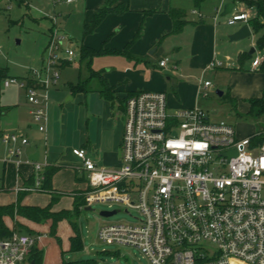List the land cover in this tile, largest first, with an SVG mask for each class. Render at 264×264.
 <instances>
[{
    "label": "built area",
    "instance_id": "1",
    "mask_svg": "<svg viewBox=\"0 0 264 264\" xmlns=\"http://www.w3.org/2000/svg\"><path fill=\"white\" fill-rule=\"evenodd\" d=\"M248 18V13L235 12L227 24ZM52 47L44 69L35 71L37 78L3 82L26 90L41 132L47 128L48 88L59 79ZM65 53L60 61L72 62L75 52ZM263 61L254 59L253 68ZM159 65L167 69V59ZM211 86L206 81L203 89ZM122 108L119 167L97 166L85 149L73 150L87 173V205L115 202L141 216L136 222L102 225L98 238L138 248L150 264H264V140L255 141L264 133L239 138L233 125L210 120L202 109L170 111L164 92L132 93ZM3 142L10 145L9 160L19 165L17 143L26 145L28 139L13 133ZM231 151L237 154L226 156ZM33 164L34 183L19 192L41 191L45 175L40 164ZM33 245L28 234L13 232L0 239V264L25 262Z\"/></svg>",
    "mask_w": 264,
    "mask_h": 264
},
{
    "label": "crops",
    "instance_id": "2",
    "mask_svg": "<svg viewBox=\"0 0 264 264\" xmlns=\"http://www.w3.org/2000/svg\"><path fill=\"white\" fill-rule=\"evenodd\" d=\"M120 1L127 3L130 10L120 15L111 14L110 16H125L127 14L133 16L129 14L135 13L136 17H132L130 23L134 28L133 35H135L138 26L143 22L140 37L132 47L123 53L125 57L116 71L112 72L108 69L105 75H101L92 69L96 75L100 76L99 78L93 76L91 70L87 67L89 71L87 75L79 78L77 83L70 87L71 89L59 90L54 87L50 90L45 132L38 129V124L32 117V106L28 102L26 90L15 84L5 86L3 82L10 76L0 71V164L4 168L3 174L0 176V194L11 191L15 196V200L13 197V202H10V204L16 203L19 196L18 189L28 186L27 183L32 180L35 173L33 162H37L42 166V173L47 168H58L50 183L54 194L49 192H26L22 196V205L44 208L51 203L53 198H56L57 201L52 205V212L73 211L76 193L86 191L88 187L87 173L82 168V161L74 155L73 150L85 149L87 157L94 161L97 166L119 167L121 165L120 145L124 129L122 104L130 94L141 91L164 92L167 94L170 110L191 108L193 105H197V96L204 92L207 93L210 88L204 90L201 82L200 86L186 83L187 80L185 79L192 76L188 70L217 69L222 66L220 61H215L217 57H231V54L227 53L230 48L228 47L226 35L236 31V28H232L235 24L227 25L226 28L218 26V16L216 20L215 16L212 22V20L204 19L194 9L192 14L199 15V20L186 19L187 23L182 30L178 33H172L173 22L168 10L183 7L181 4H176L175 0ZM232 2L235 1L232 0ZM236 10L235 8L232 13H248V20L255 14V11L245 4L238 11ZM146 11L153 12L145 15ZM231 14L228 15L229 18ZM248 20L243 24L248 23ZM249 26L252 30L250 24ZM184 34H187L188 37H182ZM167 38H171L169 40H171L173 48L178 50L176 54L177 62L175 63L177 69L173 72L181 77L177 81L175 91H171L173 94L168 90L170 88L169 80L173 78V74L170 77L166 75L165 79L160 71L163 70L164 73L168 68L160 67L159 63L157 67L151 65V61L148 59L160 50L161 44ZM183 49H186L184 54L182 53ZM239 54V62L241 63L246 53L240 51ZM252 54L248 53L249 56ZM240 56H242L241 60ZM72 62L62 61L61 66H71ZM213 62L221 65L210 67ZM253 69L256 71L258 68ZM258 72L264 73L260 70ZM18 79L27 82L32 80L23 77ZM78 84L82 85L81 88H74ZM170 95L171 97H169ZM263 95L264 92L256 98ZM174 96L178 98L177 101H175ZM13 133L21 134L28 139L26 145L20 142L17 143V146L21 149V163L19 165L13 159L9 160L8 149L10 145L3 142V138ZM253 135L256 134L249 136ZM35 156L37 161L32 160ZM62 199L65 203H68L69 208L57 210L55 206H60L63 203ZM83 207L85 210H89L88 208L91 206L85 204L80 207V210ZM4 220L11 230L14 228V223H18L17 230L19 229L20 233H27L33 237L34 248L42 253V264H63L66 260L62 250L58 249L59 247L56 245L58 242L57 228L55 235L51 233L52 220L35 222L21 216H17L15 219L5 217ZM64 220L71 227V222L76 223L74 217L70 220ZM43 223H48L50 233L54 237L56 236V239L37 229L38 225ZM35 232H38V234H35ZM74 235L73 229V233L69 236L70 251L72 247L71 237ZM21 264H30V262L27 260Z\"/></svg>",
    "mask_w": 264,
    "mask_h": 264
},
{
    "label": "rangeland",
    "instance_id": "3",
    "mask_svg": "<svg viewBox=\"0 0 264 264\" xmlns=\"http://www.w3.org/2000/svg\"><path fill=\"white\" fill-rule=\"evenodd\" d=\"M106 1L0 0V71L14 78H37L35 71L39 73L46 66L51 45L53 46L52 55L56 56L59 79L57 85H51L48 88V94L54 87L59 90L71 89L70 87L75 85L79 78L87 75L88 60L81 61L80 57L82 45L95 51L102 50V53L94 56L89 64L94 71L101 75H105L108 69L112 72L116 71L125 57L123 56L125 46L134 37V28L130 22L136 14H129L133 16L109 15L99 27L86 35V24L94 19L96 10L103 7ZM175 1L176 4L183 6L181 9L186 11L187 20H199V15L192 14L195 9L204 19L212 20V22L214 17L218 16V26L228 27L229 16H220V14L225 3L232 0H202L199 5H195L193 0ZM235 5L238 11L244 3L235 0ZM242 25L243 21H239L232 28L238 30ZM263 34L264 28L258 31L252 29L250 37L235 42L229 41L230 34L226 35L230 48L227 53L231 54V57H217L215 61L222 63V66L217 69L188 70L192 76L185 79L190 85L200 86V82L204 84L206 81L212 85L207 90L206 96H203V93L197 96V105L191 108L202 109L210 120H224L233 124L239 138L264 133V115L251 113L249 107V99L259 97L264 92V73L258 72L259 68L255 71L251 66L254 59L264 57V50H260L257 45ZM186 36L187 34H184L182 37ZM169 39L167 38L161 44L162 51L160 48L148 59L151 65L156 67L160 59H167V70L170 68L169 71L173 74V78L169 80L168 90L173 94L171 91H175L177 81L181 77L173 72L177 69L175 63L178 50L173 48ZM251 48H254L255 52L249 56ZM67 49L75 52L74 62L71 66L62 67L60 60L65 58ZM185 50H182L183 54ZM240 51L246 53L241 63L239 62ZM160 72L166 79L163 70ZM217 91L223 94L219 95ZM174 99L177 101L178 98L174 96ZM3 171L4 168L0 164V176ZM13 197L15 200L11 191L0 194V204L9 205L13 202ZM61 201L63 203L60 206H55L57 210L69 208L64 199ZM113 210H120V212L110 217L100 215L102 211ZM140 217L136 209L131 208L126 211V207L119 203L95 202L91 205V210H85L83 207L74 217L83 241V249L77 252L69 250V236L73 233V228L65 220L57 226L56 234L59 244L57 242L56 245L62 250L66 260L91 258L97 260L99 264H150L138 248L106 243L97 235L102 225L136 222ZM37 229L56 239L55 234L50 233L48 223L39 224ZM16 232L19 234L21 231Z\"/></svg>",
    "mask_w": 264,
    "mask_h": 264
},
{
    "label": "trees",
    "instance_id": "4",
    "mask_svg": "<svg viewBox=\"0 0 264 264\" xmlns=\"http://www.w3.org/2000/svg\"><path fill=\"white\" fill-rule=\"evenodd\" d=\"M202 0H194L195 5H198ZM235 1V0H233ZM242 1L247 7L253 9L255 11L254 16L250 17L248 20V23L251 25V27L258 31L260 29L264 28V0H240ZM130 10V7L127 3L121 2L120 0H107L103 7L99 8L95 12L94 19L86 24L85 26V34H90L93 30H95L97 27H99L103 21L106 19L107 16L111 14H123L125 12H128ZM153 11H146V14H150ZM168 14L172 19L173 22V29L172 33H178L182 30L183 26L187 23L186 21V12L181 9H175L170 8L168 10ZM143 22L140 23L138 26L136 33L131 41L128 42V44L125 46V51H127L130 47H132L135 42L140 37V34L142 32ZM258 48L260 50H264V34L259 38L257 42ZM102 53V50L95 51L93 49H90L89 47H86L84 45L80 48V57L82 60H88L87 67L91 70V73L93 76H97L100 78L99 75H96L94 71H92V68L90 67V62L92 58L96 55H99ZM242 56H240L241 60ZM64 62V61H63ZM67 62V61H66ZM260 71L264 72V61L262 62L261 66L259 67ZM81 84H78L77 86H74V88L80 87ZM250 105V112L255 113L256 115H264V95L260 98H254L249 100ZM256 136V135H255ZM264 140L262 136H256L255 141L256 143H261ZM58 168L51 167L47 168L44 172L45 180L42 185V189L40 192H49L51 194H54V191H52L51 188V179L53 175L56 173ZM34 183V176L32 177V180L30 183H27V185H32ZM26 194V192H19L18 199L16 203L9 204V205H0V239L1 240H7L11 237L13 232L17 231V228L19 227L18 223H14V228L11 230L5 223V217H10L12 219H15L17 216H21L27 219H30L35 222H41L44 220H52L51 225V233L55 234L57 225L60 221L64 219H72L73 217L77 216L80 212V207L85 205V190L79 191L76 193L74 199V209L73 211L64 210L61 212H52V205L55 201H57L56 198H53L51 203L44 207H37V206H24L22 205V196ZM72 227L74 229L75 235L71 237V251H80L83 248L82 240L79 234V230L77 227V224L74 222H71ZM19 230V229H18ZM27 234V233H26ZM29 235V234H28ZM29 262L34 261L35 264H42V253L41 251L34 248V245L30 249V254L27 258ZM26 260V261H27ZM63 264H99L97 260L95 259H75V260H65Z\"/></svg>",
    "mask_w": 264,
    "mask_h": 264
},
{
    "label": "water",
    "instance_id": "5",
    "mask_svg": "<svg viewBox=\"0 0 264 264\" xmlns=\"http://www.w3.org/2000/svg\"><path fill=\"white\" fill-rule=\"evenodd\" d=\"M235 8H236L235 2L229 1V2L225 3L220 16H228L229 14H231L235 10ZM250 36H251V28H250L248 23H244L238 30H236L232 34H230L228 36V39L230 42H235V41L246 39ZM254 51H255V49L251 48L250 54H252ZM164 74L168 75L169 77H170V75H172V73L170 71H167V70L164 71ZM217 93L219 95H222V92H220V91H217ZM236 154H237L236 151H231V152L227 153L226 156H228V157L229 156H235ZM32 160L37 161V157L35 156L34 158H32ZM88 209L91 210V207H89ZM119 212H120V210L102 211L100 213V215L102 217H110V216H113ZM30 264H35V262L31 261Z\"/></svg>",
    "mask_w": 264,
    "mask_h": 264
}]
</instances>
